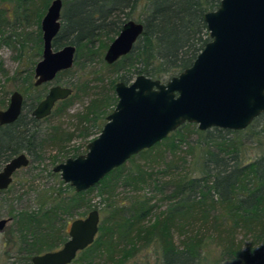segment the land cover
<instances>
[{
    "label": "trees",
    "instance_id": "1",
    "mask_svg": "<svg viewBox=\"0 0 264 264\" xmlns=\"http://www.w3.org/2000/svg\"><path fill=\"white\" fill-rule=\"evenodd\" d=\"M18 1L24 3L26 0ZM49 1L44 0L45 8ZM221 1L63 0L62 27L54 40V47L75 44L74 67L81 65L83 56H98L105 63L103 51L109 45L101 44L102 34H115L110 37L113 40L126 22L139 21L144 24V31L132 51L113 64L106 63V66L114 67L113 70L118 67L129 69L130 75L120 77L126 83L139 74L167 81L190 67L211 40L205 14L217 9ZM141 4L146 8L145 16L134 17V10ZM97 42H100L101 48ZM26 79L33 88H38L34 85L32 73ZM73 97L72 93L67 99L59 101L56 113L65 112L73 103ZM109 101L114 105L118 98L113 95L94 99L82 119L97 124ZM36 105L37 101L29 105L24 101L18 120L0 125V167L23 150L32 151L37 147L35 127L42 119L32 115ZM3 107L5 101L0 102V109ZM253 123L246 129H252ZM189 129L210 142L198 161V175L170 177L171 191L165 194L167 207L156 213L157 205L147 198L139 196L129 202H120L114 197L118 184L138 187L146 182L151 173L140 166L133 173H124V164L113 169L95 185L100 187L109 202L111 219L100 223L95 241L80 251L77 255L80 258L76 257L74 261L99 264L97 262L106 254V264H122L140 244H148L154 239L162 250L164 264H199L206 240L204 234H208V237L218 240L223 252L231 257L234 264H264V152L254 160H245L238 140L222 134H240L244 130L213 127L202 131L195 123H185L140 154L158 150L164 143L175 150L187 141L186 130ZM91 134L88 129L84 137L88 138ZM79 155L80 151H77L73 157ZM170 161L172 164L174 159ZM67 187L72 188L70 184ZM92 189L94 186L85 191H74L71 196H64L59 191L52 194L49 200V195L44 193L35 209L10 208L7 219L14 222V243L19 247L24 264H32L35 255L57 250L67 241V227L62 215L75 208ZM176 234L183 237L181 243L177 241ZM121 239H124V247Z\"/></svg>",
    "mask_w": 264,
    "mask_h": 264
},
{
    "label": "water",
    "instance_id": "2",
    "mask_svg": "<svg viewBox=\"0 0 264 264\" xmlns=\"http://www.w3.org/2000/svg\"><path fill=\"white\" fill-rule=\"evenodd\" d=\"M62 10L63 0H52L41 21L43 51L34 69L36 87L74 67L77 46L54 47ZM205 20L211 40L190 67L167 81L139 74L131 83L116 82L118 102L100 134L87 144V152L54 167L65 183L77 192L88 190L185 123H195L202 131L213 127L244 130L264 113V0H222L217 9L205 14ZM143 31L142 22H126L109 44L105 61L113 64L129 54ZM72 93L70 86L52 85L32 115L48 117L56 103ZM23 104L24 95L14 91L8 107L0 109V125L17 121ZM30 163L24 152L12 157L0 170V191L9 188L14 174ZM9 221L0 219V231ZM100 223L98 209L74 219L63 246L35 255L32 263H72L95 241Z\"/></svg>",
    "mask_w": 264,
    "mask_h": 264
},
{
    "label": "rangeland",
    "instance_id": "3",
    "mask_svg": "<svg viewBox=\"0 0 264 264\" xmlns=\"http://www.w3.org/2000/svg\"><path fill=\"white\" fill-rule=\"evenodd\" d=\"M19 2L18 0H0V102L5 101V107L1 109L7 108L11 94L16 90L24 95L27 105L34 101L40 102L50 87L55 84L73 88L74 97L73 103L65 112L56 113L59 107L57 103L52 111L53 114L48 119H42L38 127H35L38 133L37 147L32 151L28 149L22 151L28 155L31 163L19 169L14 174L9 188L0 192V219L10 216L9 211L12 206L16 210L37 208L44 193L49 195L48 200L52 194L59 191H62L64 196L73 194L75 188L67 187L69 183L63 181L61 174L54 171V167L65 162L69 157H73L77 151H80V154L87 152V144L100 134L107 122V116L114 110L117 103L113 105L109 101V105L106 106L97 124L82 119V116L89 111L88 107L94 99L102 96L108 98L113 95L118 98L115 90L116 82L120 81L123 74L130 75L129 69L125 67L113 70L114 67L106 66L107 62L104 59L106 48L103 51L105 63L98 56L93 58L83 56L81 65L63 72L50 83L33 88L26 78L32 73L33 81H35L34 69L42 58L43 51V40H40V37L42 39L41 21L48 7L45 8L44 0ZM145 12V6L141 4L134 10L133 16L144 17ZM113 36L115 34L103 33L101 44L103 42L109 45L112 42L110 37ZM97 43L101 48L100 42ZM135 78L136 76H132L128 83L133 82ZM113 80H115L114 88ZM38 95L42 98L40 96L36 99ZM26 118L28 120V116ZM87 128L92 134L85 138ZM186 132H188L187 141L175 150L164 143L158 150L144 154L138 153L133 159L127 161L124 164V173H133L140 166L151 173V176L138 187L118 184L114 197L120 202H129L132 198L140 196L142 199H149L150 203L155 206L157 205L154 210L156 213L166 209L165 194L171 191L170 177L197 176L200 156L210 145L209 141L198 137L192 129ZM222 134L234 141L238 140L239 149L245 160H254L264 152V115L253 123V128L250 130L244 129L240 134L231 132ZM171 159H174L172 164ZM4 166L5 163L1 165L0 170ZM108 203L100 187L94 186V189L87 191L75 208L65 211L62 215V220L67 227L68 238L71 222L74 219L86 217L93 209H98L101 222L107 223L111 219L109 217L111 209ZM13 231V220L8 222L4 231H0V263L24 264L19 247L14 243ZM204 236L206 240L199 264H234L231 257L223 252L216 238L208 237V234ZM175 237L179 243L183 240V237L178 234ZM240 238L241 236L238 240ZM122 240L124 239L120 242L124 247L125 242ZM102 257L97 263L106 264V254ZM71 264H79V262L74 261ZM122 264H164L162 250L153 239L148 244H140Z\"/></svg>",
    "mask_w": 264,
    "mask_h": 264
},
{
    "label": "flooded vegetation",
    "instance_id": "4",
    "mask_svg": "<svg viewBox=\"0 0 264 264\" xmlns=\"http://www.w3.org/2000/svg\"><path fill=\"white\" fill-rule=\"evenodd\" d=\"M45 96H46V95H45ZM40 101H41V100H40ZM38 103H39V102H38ZM38 103H37V104H38ZM36 106H37V105H36ZM7 107H8V106H7ZM33 110H34V109H33ZM33 110H32V111H33ZM45 118H46V117H45ZM43 119H44V118H43ZM39 120H41V119H39ZM68 232H69V231H68ZM75 259H76V258H75ZM75 259H74V260H75ZM74 260H73V261H74ZM32 264H33V263H32ZM70 264H71V263H70Z\"/></svg>",
    "mask_w": 264,
    "mask_h": 264
}]
</instances>
